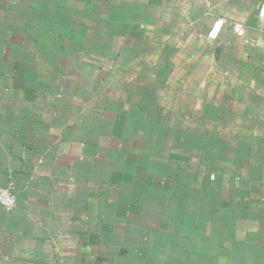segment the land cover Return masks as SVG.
I'll use <instances>...</instances> for the list:
<instances>
[{"label": "crops", "instance_id": "crops-1", "mask_svg": "<svg viewBox=\"0 0 264 264\" xmlns=\"http://www.w3.org/2000/svg\"><path fill=\"white\" fill-rule=\"evenodd\" d=\"M262 4L0 0V264H264Z\"/></svg>", "mask_w": 264, "mask_h": 264}, {"label": "built area", "instance_id": "built-area-1", "mask_svg": "<svg viewBox=\"0 0 264 264\" xmlns=\"http://www.w3.org/2000/svg\"><path fill=\"white\" fill-rule=\"evenodd\" d=\"M257 18L260 21H264V4H262L257 12ZM225 24L224 20H216L206 37L209 41L215 40L220 32L221 27ZM231 29L236 36L241 37L243 35V27L239 24H231ZM17 207V198L14 193V189L11 185L0 188V209L5 212H11Z\"/></svg>", "mask_w": 264, "mask_h": 264}]
</instances>
